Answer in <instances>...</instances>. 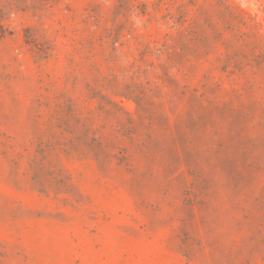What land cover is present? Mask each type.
Wrapping results in <instances>:
<instances>
[{"label":"rangeland","instance_id":"1","mask_svg":"<svg viewBox=\"0 0 264 264\" xmlns=\"http://www.w3.org/2000/svg\"><path fill=\"white\" fill-rule=\"evenodd\" d=\"M0 264H264V0H0Z\"/></svg>","mask_w":264,"mask_h":264}]
</instances>
